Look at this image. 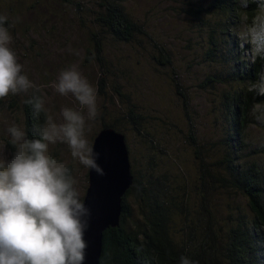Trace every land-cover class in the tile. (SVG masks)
Listing matches in <instances>:
<instances>
[{
    "label": "rangeland",
    "instance_id": "1",
    "mask_svg": "<svg viewBox=\"0 0 264 264\" xmlns=\"http://www.w3.org/2000/svg\"><path fill=\"white\" fill-rule=\"evenodd\" d=\"M71 1L0 0V15L8 17L13 37L11 47L29 79L42 86L40 94L49 109L46 114L55 117L62 107L75 106L72 97L55 93L51 84L62 69L79 64L98 89L100 114L87 133L90 143L103 124L116 125L125 136L131 174L136 172L139 180L151 175L166 184L168 196L171 191L178 195L183 191L197 207L196 157L213 165L223 157L228 128L223 95H232L230 86L207 85L208 78L227 75L231 66L220 60L226 61L225 54L209 57L211 41L222 40L225 21L221 13L204 10L218 1L125 0L127 13L146 36L128 44L106 37L104 68L86 59L90 31H96L90 16L96 9L95 0ZM10 95V100L18 101L24 94ZM130 118L134 125L129 124ZM257 122L247 130L240 162L264 167V153L251 152L264 150V122ZM13 123L23 128L20 109L7 102L0 110V144L9 141L6 130ZM49 154L68 162L83 199L88 169L72 160L67 144L51 145ZM213 171L224 174L221 168ZM212 204L218 227L225 232L240 218L252 220L246 200L236 191L222 188L214 192ZM182 218V214L174 217L176 231Z\"/></svg>",
    "mask_w": 264,
    "mask_h": 264
},
{
    "label": "trees",
    "instance_id": "2",
    "mask_svg": "<svg viewBox=\"0 0 264 264\" xmlns=\"http://www.w3.org/2000/svg\"><path fill=\"white\" fill-rule=\"evenodd\" d=\"M65 1L69 4L73 2ZM217 1L210 6L212 9L204 10V13L210 10L221 13L225 21L220 33L222 40L217 43L211 41L209 57L220 58L221 54H225L226 61L223 58L220 60L231 66L227 75L208 78L207 85L211 88L218 85L232 88V95H223L228 125L224 155L214 165L196 157L198 175L194 194L198 199L197 207L191 205L181 188L182 195L173 194L170 190L168 196L166 184L157 178L154 180L151 175L139 180L136 172L132 171L133 184L122 200L120 225L104 231L99 264H180L181 256L198 264H264V167L259 163L240 162L247 130L253 124H258L249 115L251 106L264 100V97L246 93L244 83L258 79V74L263 72L264 61L258 60L252 65L242 59L243 53L234 35L238 23V4L236 0ZM124 2L95 0L96 9L90 12L91 25L97 32L90 31V49L86 59L95 60L100 67L104 68L103 46L106 37L128 44L146 36L127 13ZM254 8V4L249 5L248 11ZM5 26L8 27V22ZM99 86L102 91L103 84L99 83ZM35 94L41 95L40 92ZM32 95L33 90H30L18 101L10 100V94L0 99V110L7 102L15 103L20 109L22 129L29 139L38 138L37 129L47 119L45 112H41L37 118L33 106L25 103ZM130 119L129 124L134 125L135 121ZM105 128L123 134L114 124H103L100 130ZM251 152L256 155L264 153V150ZM219 168L224 174L214 173L213 169ZM222 188L241 194L252 214L250 222L240 218L227 232L218 227L211 208L213 193ZM179 214L183 218L181 228L176 231L174 217Z\"/></svg>",
    "mask_w": 264,
    "mask_h": 264
},
{
    "label": "clouds",
    "instance_id": "3",
    "mask_svg": "<svg viewBox=\"0 0 264 264\" xmlns=\"http://www.w3.org/2000/svg\"><path fill=\"white\" fill-rule=\"evenodd\" d=\"M238 23L234 35L242 59L255 65L264 61V0H236ZM255 5L248 11L249 5ZM6 15H0V99L12 95H33L25 103L34 115L48 113L45 98L35 93L41 87L29 79L19 62ZM245 45L248 46L245 49ZM75 50L69 48V52ZM79 56V52H75ZM244 91L264 97V72L244 83ZM55 93L72 97L75 106H64L58 116L47 115L37 129L38 138L29 139L13 123L7 128L8 143L0 144V264H84L88 244L90 210L81 199L79 180L71 174L67 161L49 154L51 145L67 144L71 157L85 169L99 175L87 133L100 114L98 89L83 75L79 64L62 69L51 84ZM249 115L264 122V100L254 102ZM180 264H198L186 256Z\"/></svg>",
    "mask_w": 264,
    "mask_h": 264
},
{
    "label": "water",
    "instance_id": "4",
    "mask_svg": "<svg viewBox=\"0 0 264 264\" xmlns=\"http://www.w3.org/2000/svg\"><path fill=\"white\" fill-rule=\"evenodd\" d=\"M103 175L88 169V188L83 202L90 210L84 234L88 244L84 264H99L103 233L120 225L122 200L133 184L125 136L113 129L100 130L92 144Z\"/></svg>",
    "mask_w": 264,
    "mask_h": 264
}]
</instances>
